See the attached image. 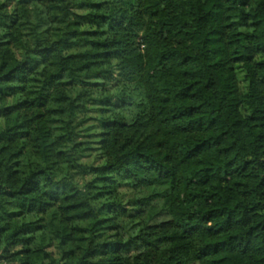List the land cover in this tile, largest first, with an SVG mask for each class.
Listing matches in <instances>:
<instances>
[{
    "label": "trees",
    "instance_id": "1",
    "mask_svg": "<svg viewBox=\"0 0 264 264\" xmlns=\"http://www.w3.org/2000/svg\"><path fill=\"white\" fill-rule=\"evenodd\" d=\"M0 264H264V0H0Z\"/></svg>",
    "mask_w": 264,
    "mask_h": 264
},
{
    "label": "rangeland",
    "instance_id": "2",
    "mask_svg": "<svg viewBox=\"0 0 264 264\" xmlns=\"http://www.w3.org/2000/svg\"><path fill=\"white\" fill-rule=\"evenodd\" d=\"M117 78L116 76H108L105 77V83L106 85H111L114 81H116ZM76 91V90H74ZM132 101L136 102L137 101V97L136 94L133 93L132 95ZM135 110V107H129V110ZM86 117V121L84 122L85 125L88 126V129L85 133L88 134V136H86V139H90L92 141L97 142L98 141V135L97 133L100 132V127H99V122H98V115L96 110H90L87 114H85ZM95 146H91V148H93ZM87 153H89V155L87 154V156H85V158L83 159L84 161H86L87 163L91 162V159H93L92 157L94 156V154H96V152H92V151H88ZM166 192V188L165 187H145L140 189V194L141 195H150V194H156L158 195L157 198L154 200L153 203H155L157 206H160L162 203V198L161 196ZM119 193L121 194L122 198L124 200H126V198H128L131 195V190L128 189L126 186H121L119 188ZM34 216L30 215L28 217H24V220H33ZM167 216L165 214H163L162 216L159 217V220L162 219H166ZM122 221V220H121ZM123 223H126L125 220H123ZM123 223L121 222V224L123 225Z\"/></svg>",
    "mask_w": 264,
    "mask_h": 264
}]
</instances>
